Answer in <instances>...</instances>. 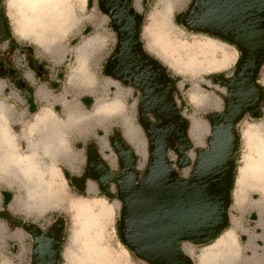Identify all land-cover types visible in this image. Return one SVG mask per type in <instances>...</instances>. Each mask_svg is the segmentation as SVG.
Wrapping results in <instances>:
<instances>
[{
	"label": "rangeland",
	"instance_id": "obj_1",
	"mask_svg": "<svg viewBox=\"0 0 264 264\" xmlns=\"http://www.w3.org/2000/svg\"><path fill=\"white\" fill-rule=\"evenodd\" d=\"M195 1L128 0L137 28L136 45L162 68L167 78L162 80L151 70L153 73L147 72V77L134 86L107 73L110 61L119 48L120 32L116 18L103 9L104 0H50L46 5L51 9L44 10H28L26 6L31 7L32 0H0V143L7 141L8 132L14 143V149L9 154L12 161L5 159L4 165L0 164V264H33L36 238L31 228L47 233L56 224L61 228L58 235V241L62 238L60 264H152L137 256L121 237L124 201L113 178L122 174L123 163L114 144L122 139L135 155V188L149 170L151 127L165 126V132H168L163 136L166 160L181 180L191 179L199 155L204 151L210 152L213 119L225 112L229 96L226 82L236 74L242 51L229 41L194 31L185 25L186 16ZM19 2L24 8L18 7ZM162 11L168 28L159 37L154 24L160 20L158 13ZM60 18L68 22H56ZM41 19L46 25L35 23ZM94 38L102 41L89 57L90 72L100 77V87L95 90L99 93V102H111L120 97L124 116L97 119L94 111H90L79 119V153L91 140H99L96 136L101 139L107 137L106 130L111 131L112 137L109 138L110 151L105 156L91 151L86 171L83 172L84 164L79 165V190H75L62 174L69 149L73 147L74 135L68 133L62 152H57L54 164L58 174L50 170L53 160L42 150L34 159L40 167H29L30 145L41 139L43 133L42 125H36L40 116L50 111L55 119L53 125L62 124L66 117H56L50 109H42V105L50 107L43 103L40 110H36V115L15 125L17 120L22 121L25 99L31 97L19 95L18 89L25 88L29 81L34 83L29 87L32 94L39 89L45 90L50 83L46 71L49 68L60 71L64 77L71 72L73 74L77 67L76 49ZM12 40L22 45L30 44L36 55L33 62L43 67L44 71L36 70L35 64L25 59L26 67L21 69L23 58L15 52ZM202 43H209L206 51L200 47L204 46ZM160 48L170 63L155 53ZM33 67L38 73L37 79L30 75ZM29 75L32 77L27 81ZM109 79L119 89L109 87L105 83ZM254 83L262 95L259 98L260 114L253 115L248 110L233 126L237 144L232 153L234 174L227 226L209 242H180V248L190 264H221V257L228 255L232 259L230 264H260L259 258L255 255L252 258V253L247 250L244 230L254 229L262 214L264 219V197L256 189L245 192L247 187H255L252 184L253 175L262 171L264 179V148L261 147L264 145V59ZM60 84L59 80L55 84L57 98L61 97ZM80 90L81 94L93 92L85 88ZM150 90L152 92L148 94ZM11 105L18 109L16 118L7 109ZM171 121L175 125H164ZM48 122L51 124V121ZM31 125L36 128L34 126L32 131H28ZM252 131L260 135L252 136ZM246 158L260 163L257 171L253 173L250 167L244 166ZM239 177L249 179L241 192ZM29 190H35L31 192L32 198H29ZM6 193L11 199L5 206L2 195ZM73 199L79 200V214L71 202ZM233 218L238 219L240 224L233 226ZM38 242L42 250L45 246L49 248V242L44 237L38 236ZM230 247L229 254L227 250ZM260 249L264 250L262 243ZM211 259L215 262L212 263ZM261 259L264 262V256Z\"/></svg>",
	"mask_w": 264,
	"mask_h": 264
},
{
	"label": "water",
	"instance_id": "obj_2",
	"mask_svg": "<svg viewBox=\"0 0 264 264\" xmlns=\"http://www.w3.org/2000/svg\"><path fill=\"white\" fill-rule=\"evenodd\" d=\"M103 9L116 18L120 32L119 48L107 73L134 86L147 72L153 73L151 70L166 80L162 68L136 45L137 28L128 0H104ZM185 25L233 43L242 51V60L233 79L226 82L229 96L225 112L213 119L210 152L199 155L191 179H179L169 167L164 151L165 126L151 127V162L136 188L135 155L122 139L114 144L123 163L122 174L113 178L124 201L121 237L137 256L152 264H190L180 242H209L227 226L234 174L232 153L237 144L233 126L248 110L260 114L262 95L254 80L264 59V0H196ZM57 230L60 233V226ZM31 233L36 238V264H47L58 254V241L36 227ZM38 236L49 242V248L41 249Z\"/></svg>",
	"mask_w": 264,
	"mask_h": 264
},
{
	"label": "crops",
	"instance_id": "obj_3",
	"mask_svg": "<svg viewBox=\"0 0 264 264\" xmlns=\"http://www.w3.org/2000/svg\"><path fill=\"white\" fill-rule=\"evenodd\" d=\"M84 1L86 2V0ZM76 25L77 24H75L74 26L76 27ZM12 41H14L13 46L16 48L15 52H17V54H19L23 58L21 59L23 62L21 69L26 67L24 63V59H25V61H28V63L31 62L32 64H35L36 70L40 72L44 71L43 67H38L36 62H33L34 61L33 59H36V55L30 44L22 45L21 42L17 40H12ZM100 44H102V41L98 38L89 39L85 41L79 47V49H76L77 51H79V58H78L79 60H77V62L79 61V75H77L79 77L73 76L72 78L71 77L72 72L71 74L67 75V77L66 76L64 77L63 75H61L60 71L57 72L53 68H49L46 71H48L49 73L50 83L49 82L47 83L45 90L39 89L34 94H32L29 87L33 86L34 83H29L28 79L30 80V78L32 77L30 75H33L34 78L37 79V75H38V73L35 72V68L33 67L32 69L33 71L31 70L32 73L28 77H26L28 81L26 83V87L23 89H18L19 95L25 96V94H27V96L31 95V97L29 98L26 96L27 98L25 99V103H24L25 111L22 114V121L17 120V122H15V125H19L20 122H23L25 118L29 116L36 115L37 114L36 110H38L41 104L43 103L48 104L50 107L49 108L43 107L46 105H42L41 107L42 109L43 108L50 109L56 117L59 116L66 117V120L62 124H60L61 128L64 130V134H62L63 137L65 138L64 142L67 140L66 136L68 133L69 135H74L73 137L74 140H72L73 147H70L69 149L68 161L65 166V171H62L63 172L62 174L64 175V178L67 181V183L71 185L75 190H79V172H80L79 165L80 166H83V164L85 165L83 168V172H85L89 165V156H91L90 155L91 151L92 152L97 151L99 154L105 156V154L110 151L109 147L111 146V141H109L110 140L109 138L112 137L111 131L106 130L105 133L107 137L101 139L99 136H96L95 138H99V140H95V141L91 140L90 142L87 143L86 146L83 147L84 148L83 151L79 153V119H80L79 117L82 118V116L84 115L86 116V114H88L90 111H95L96 104L101 103L99 102L98 99L99 93L98 94L96 93L97 89L100 87V77L98 75L96 76L95 74H92L89 69V57L91 53L100 46ZM41 68H43V70H40ZM58 80L61 83L59 86L62 89V91L59 93V95L61 96L60 98H57L58 93H57V87L55 86V84L57 85ZM105 83L109 85V87L111 88L119 89L116 83L112 80L105 81ZM81 88H85L93 92L81 94L78 91V89L80 90ZM6 89L7 88H5V90ZM117 108L121 109L123 112L124 107L122 105V100L120 101ZM7 109L10 113H14L13 118H16L15 113H18V109L15 107V105H11V107L9 108L7 107ZM117 114L118 113H116V116H118ZM48 115L52 121H55L50 111ZM113 116H115V114H113ZM113 116L106 117L103 115L94 114V117L97 119L110 118ZM125 121L128 123L127 119H125ZM97 166L99 167L100 164H97ZM2 199H3V204L6 206L7 203L4 194L2 195ZM257 213L259 216V212ZM262 213H264V211ZM259 219H260L259 224L254 229L250 228L244 230V235L247 237V250L250 253H252V258L255 255L257 258H259L260 264H264V262L261 259V256H264V250L260 249L261 243L263 244L264 247L263 214H262V218H260L259 216ZM231 224L233 226L235 225L237 226L240 224V221L238 219L233 218ZM251 238H253L252 242H251Z\"/></svg>",
	"mask_w": 264,
	"mask_h": 264
},
{
	"label": "bare ground",
	"instance_id": "obj_4",
	"mask_svg": "<svg viewBox=\"0 0 264 264\" xmlns=\"http://www.w3.org/2000/svg\"><path fill=\"white\" fill-rule=\"evenodd\" d=\"M32 1H33V4H32L31 7L28 8V6H26V8L28 10L29 9H40V10L51 9L49 6L46 5L47 2H49L50 0H32ZM51 1H53V0H51ZM41 4H43V5H41ZM18 5H19L18 6L19 8H24L22 6L23 5L22 2H19ZM61 9H65V8H61ZM158 16H159L160 20L158 21L157 24H154V26L156 28L157 35L160 37V36H162L163 32L165 33V30L168 28L167 27L168 25H167V22L165 20V15L163 14V11L158 13ZM52 22H54V20ZM56 22L67 23L68 20H66L65 18H63L61 20V18H60V20H56ZM35 23L39 24V25H46V22L42 21V19L41 20H37ZM17 32H19L18 28H17ZM202 44L204 46H200V45H198V46L202 47L206 51V48L209 46V43H202ZM217 47L219 49H222L219 46H217ZM161 48L157 49L155 51V53L158 54V56H160L161 58L164 57L163 59L170 63V61L168 59H165V52H164V56L160 52ZM77 54H78L77 55V60H79L78 59L79 58V51H77ZM77 75H79V61L77 62V67H76V69H75V71H74V73L72 74L71 77L73 78V76H77ZM77 77H79V76H77ZM120 101H121V99L119 97H116V99H114L111 102L98 103L96 105V107H95V111H94L93 114H95V115L99 114V115H103V116L107 117V116H113V114H115V116H116V113H118L117 114L118 116L121 115V117H123L124 113L122 115V110L117 108V106L119 105ZM79 118H81V117H79ZM48 121H51V124H48L49 123ZM36 125H42L40 128L43 129V133L41 135L42 136L41 139L36 141V143L32 142L31 145H30L31 153L29 154L30 155L29 158H31V160H30V163H29V167L31 169H36V168L40 167L38 164L34 163V162H36V160H34V159L38 158L37 152L39 150H42V151H44V153L46 155L50 156V158L53 160V166L50 167V170L54 172L55 170H57V168H56V166L54 164L56 162L57 158H58L57 152H62V149H63V142H64L65 138L63 137L62 134H64V130L61 128L60 124H57V125H53L52 124V120L49 118L48 113H43L40 116L39 123H37ZM34 126L35 125H33V126L31 125L30 129L28 131H32L34 128H36V126L35 127ZM32 127H34V128H32ZM8 134H9V136L7 138V141H3V142L0 143V164L1 165H4L5 159H8V160L12 161L11 160L12 155L9 156V154H10V150L14 149V143L12 142V135L9 132H8ZM256 135H260V134L259 133H254L252 131V136H256ZM261 147L264 148V145H262ZM48 153H50V154H48ZM259 164H260L259 162H252L250 159H247V158H246V161L244 162V166L245 167H250L252 169L253 173L258 170ZM12 168L16 169V170L18 169V168H15V167H12ZM55 172H57V171H55ZM261 172H259L256 175H253L252 184H254L255 187H251V188L247 187L248 189L245 192L250 191L251 189H256L264 197V179H262L263 176H262ZM57 174H58V172H57ZM256 179H257V182L255 183ZM248 182H249V179H244V178L239 177L238 184H239V186L241 185L239 187V191L240 192L242 190H244V187H245L244 184L247 185ZM32 191L35 192V190H29L28 191L29 198H32V196H33L31 194ZM240 192L238 193V195L240 194ZM36 195H38V194H36ZM71 202H72L73 206L76 208V210L78 209V214H79V200L78 199H73ZM217 249H219V248H217ZM227 249H229V248H227ZM231 250H232V247H230V250H227V253L230 254ZM221 259L223 260L221 262V264H230V262L232 261V259L229 258V255L225 256V257H221ZM211 262L213 263L215 261H212V259H211Z\"/></svg>",
	"mask_w": 264,
	"mask_h": 264
},
{
	"label": "flooded vegetation",
	"instance_id": "obj_5",
	"mask_svg": "<svg viewBox=\"0 0 264 264\" xmlns=\"http://www.w3.org/2000/svg\"><path fill=\"white\" fill-rule=\"evenodd\" d=\"M221 39L226 40L224 38H221ZM58 226H60V225H58ZM58 226L56 224L50 231H48L47 233H45L46 235H48V237L50 239L54 240V242L55 241H58V235L61 233V231L59 233L58 230H57V227ZM37 233H38V231L35 232V234H37ZM58 245H59L58 246L59 251H58L57 256L55 254H53V256H51V258H52L51 261L48 262L47 264H60L61 255H62V253H61V249H62L61 248V246H62V238H61V240L58 241ZM51 252L54 253L55 252V249L52 248ZM35 253H36V250H35V246H34V248H33V264H36V262H35L36 261V254Z\"/></svg>",
	"mask_w": 264,
	"mask_h": 264
},
{
	"label": "trees",
	"instance_id": "obj_6",
	"mask_svg": "<svg viewBox=\"0 0 264 264\" xmlns=\"http://www.w3.org/2000/svg\"><path fill=\"white\" fill-rule=\"evenodd\" d=\"M144 8H145V6H144ZM6 21L8 22L7 18L5 17V23H7ZM5 199H6V203L8 204L10 202L11 196L6 193L5 194Z\"/></svg>",
	"mask_w": 264,
	"mask_h": 264
}]
</instances>
